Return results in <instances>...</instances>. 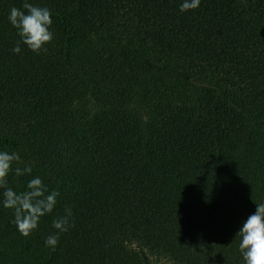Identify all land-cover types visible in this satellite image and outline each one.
I'll return each mask as SVG.
<instances>
[{
  "label": "trees",
  "instance_id": "trees-1",
  "mask_svg": "<svg viewBox=\"0 0 264 264\" xmlns=\"http://www.w3.org/2000/svg\"><path fill=\"white\" fill-rule=\"evenodd\" d=\"M23 2L0 0V150L60 196L27 237L0 206V264H241L264 202V0H29L54 38L14 54Z\"/></svg>",
  "mask_w": 264,
  "mask_h": 264
},
{
  "label": "clouds",
  "instance_id": "clouds-1",
  "mask_svg": "<svg viewBox=\"0 0 264 264\" xmlns=\"http://www.w3.org/2000/svg\"><path fill=\"white\" fill-rule=\"evenodd\" d=\"M200 3L201 0H180L178 9L181 13L195 10ZM52 16L51 9L30 3L29 0H24L21 8L11 7L7 20L20 38L12 47V52L19 54L21 44L36 54L44 51L45 45L54 38ZM20 162L18 152L0 150V206L12 210L11 223L21 236L27 237L38 228L42 217L53 213L60 192L55 188L49 189L40 176L33 175L30 164L13 167L14 163ZM10 173L16 177H30L22 191L8 185ZM64 213L52 219L51 227L55 231L44 237V247L55 250L60 235L73 227L70 222L71 209L66 207ZM235 237L239 238L237 248L241 264H264V202L255 203L254 211L241 220Z\"/></svg>",
  "mask_w": 264,
  "mask_h": 264
},
{
  "label": "rangeland",
  "instance_id": "rangeland-1",
  "mask_svg": "<svg viewBox=\"0 0 264 264\" xmlns=\"http://www.w3.org/2000/svg\"><path fill=\"white\" fill-rule=\"evenodd\" d=\"M161 264H170V262H168L167 260H163Z\"/></svg>",
  "mask_w": 264,
  "mask_h": 264
}]
</instances>
